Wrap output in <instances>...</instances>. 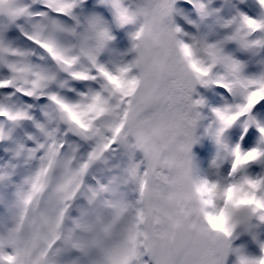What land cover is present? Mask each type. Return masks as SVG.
I'll list each match as a JSON object with an SVG mask.
<instances>
[{
  "label": "snow or ice",
  "instance_id": "obj_1",
  "mask_svg": "<svg viewBox=\"0 0 264 264\" xmlns=\"http://www.w3.org/2000/svg\"><path fill=\"white\" fill-rule=\"evenodd\" d=\"M261 225L264 0H0V264H264Z\"/></svg>",
  "mask_w": 264,
  "mask_h": 264
},
{
  "label": "rangeland",
  "instance_id": "obj_2",
  "mask_svg": "<svg viewBox=\"0 0 264 264\" xmlns=\"http://www.w3.org/2000/svg\"><path fill=\"white\" fill-rule=\"evenodd\" d=\"M103 7V6H102ZM110 15V13H109ZM201 95L205 96L208 104L212 107L218 106L212 102L210 99L211 89H204L201 90L198 88ZM217 99L219 100L220 97L218 96ZM205 114H207V109L204 110ZM203 123H207L205 120ZM249 131H254V129H249ZM202 129H197V135L200 136V139L197 143H195L192 147V154L195 158V162L197 165L203 170H209V165L211 164L212 160L216 157L218 152V146L216 145L215 141L209 137L201 135ZM257 239L260 241H264V225L260 226V229H257ZM234 247H243L245 252L251 255L255 252V256L262 255L264 253L261 252L260 247L258 246L257 242L253 240L252 236L244 233L238 237L234 241ZM235 257H230V260H234Z\"/></svg>",
  "mask_w": 264,
  "mask_h": 264
},
{
  "label": "bare ground",
  "instance_id": "obj_3",
  "mask_svg": "<svg viewBox=\"0 0 264 264\" xmlns=\"http://www.w3.org/2000/svg\"><path fill=\"white\" fill-rule=\"evenodd\" d=\"M100 7H102V6H100ZM259 229H260V227H259ZM251 255H252V256H255V252H253Z\"/></svg>",
  "mask_w": 264,
  "mask_h": 264
},
{
  "label": "clouds",
  "instance_id": "obj_4",
  "mask_svg": "<svg viewBox=\"0 0 264 264\" xmlns=\"http://www.w3.org/2000/svg\"><path fill=\"white\" fill-rule=\"evenodd\" d=\"M203 136H206V135H203ZM206 137H209V136H206ZM209 138H211V137H209Z\"/></svg>",
  "mask_w": 264,
  "mask_h": 264
}]
</instances>
